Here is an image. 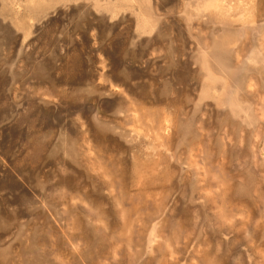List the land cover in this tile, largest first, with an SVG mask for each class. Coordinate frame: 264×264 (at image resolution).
Masks as SVG:
<instances>
[{
	"label": "rangeland",
	"instance_id": "1",
	"mask_svg": "<svg viewBox=\"0 0 264 264\" xmlns=\"http://www.w3.org/2000/svg\"><path fill=\"white\" fill-rule=\"evenodd\" d=\"M0 264H264V0H0Z\"/></svg>",
	"mask_w": 264,
	"mask_h": 264
}]
</instances>
